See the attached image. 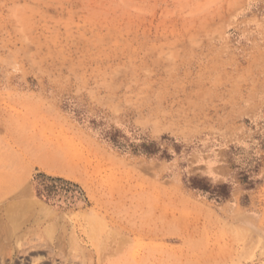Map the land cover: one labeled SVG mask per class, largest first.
Masks as SVG:
<instances>
[{"label": "rangeland", "instance_id": "374dc122", "mask_svg": "<svg viewBox=\"0 0 264 264\" xmlns=\"http://www.w3.org/2000/svg\"><path fill=\"white\" fill-rule=\"evenodd\" d=\"M20 192L46 264H264V0H0Z\"/></svg>", "mask_w": 264, "mask_h": 264}, {"label": "bare ground", "instance_id": "6f19581e", "mask_svg": "<svg viewBox=\"0 0 264 264\" xmlns=\"http://www.w3.org/2000/svg\"><path fill=\"white\" fill-rule=\"evenodd\" d=\"M31 198L27 192H20L0 200V264H46L35 249L43 240L52 239V227H44L51 217L44 205ZM23 245L26 248L21 249ZM21 253L23 260L18 261Z\"/></svg>", "mask_w": 264, "mask_h": 264}]
</instances>
